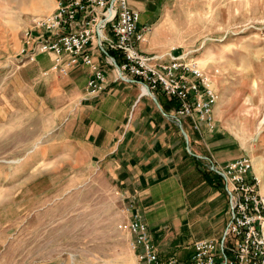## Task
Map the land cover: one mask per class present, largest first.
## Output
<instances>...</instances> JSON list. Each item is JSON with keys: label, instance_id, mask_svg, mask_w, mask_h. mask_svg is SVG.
<instances>
[{"label": "rangeland", "instance_id": "obj_1", "mask_svg": "<svg viewBox=\"0 0 264 264\" xmlns=\"http://www.w3.org/2000/svg\"><path fill=\"white\" fill-rule=\"evenodd\" d=\"M55 6L56 0H0V264H138L122 225L128 196L145 197L147 185L127 183V169L97 167L77 140L71 143L76 133L65 130L62 104L69 88L44 82L20 54L34 20ZM139 22L150 31L164 25L174 51L209 80L214 130L237 140L222 151L225 159L243 153L254 175L256 161L264 175V0H147ZM220 186L212 190L217 199L225 193ZM168 189L155 243L161 258L185 260L184 241L202 236L214 219L186 210V177ZM137 202L144 214L147 201Z\"/></svg>", "mask_w": 264, "mask_h": 264}, {"label": "crops", "instance_id": "obj_2", "mask_svg": "<svg viewBox=\"0 0 264 264\" xmlns=\"http://www.w3.org/2000/svg\"><path fill=\"white\" fill-rule=\"evenodd\" d=\"M128 5L138 11L140 16L147 17V0H128ZM151 24H155L154 21ZM160 25L145 35L144 41L137 46L138 50L145 55L161 56L162 63H169L171 56L186 55L182 51H174L177 44L172 43V37L161 34ZM144 26L149 25L139 22V29ZM107 56L112 57L113 53L102 48L93 50V59L105 77L102 90L93 94L87 90L91 71L81 62L66 76L50 72L53 64L51 54H38L31 63L38 69V77L44 82L53 85L64 81L69 88L62 104L67 117L65 130L70 129L72 133L75 129L76 133V139L72 138L71 143L77 140L74 142L90 154V160L93 158L97 167L127 169L131 172L127 183L147 185L143 194L145 197L141 194L128 197L147 224L158 253L159 246L154 236L163 229L158 217L164 213L158 205L172 198L168 195V187L176 182L177 177L188 179L187 195L191 198L187 201L186 210L194 211L197 215L204 211L205 217L211 215L214 219L210 220L211 229L195 240L214 238L217 233L219 237L215 239L221 242L228 222V201L225 181L211 167L215 163L225 164L247 156L238 153L233 158L225 159V153L221 154L232 141L237 142L236 136L231 132L226 136L219 129L211 131L203 122H197L198 130L195 129L193 123L197 121L196 118L177 116L176 101L168 99L160 91H148L138 79L131 76L127 80H118L117 70L106 63ZM202 144L205 148H202ZM222 182L225 193L222 199H217L220 192L216 190L213 193L212 190ZM137 198L147 201L144 214ZM224 204L225 210L221 209ZM194 241L183 243L184 246H190L184 247L188 249L185 260L192 253Z\"/></svg>", "mask_w": 264, "mask_h": 264}, {"label": "built area", "instance_id": "obj_3", "mask_svg": "<svg viewBox=\"0 0 264 264\" xmlns=\"http://www.w3.org/2000/svg\"><path fill=\"white\" fill-rule=\"evenodd\" d=\"M140 14L128 0H56L48 16L34 20V30L23 37L20 54L34 61L38 54H51L50 72L66 76L80 62L91 71L87 82L90 94L102 90L104 73L93 59V50L113 53L106 63L118 72V80L136 78L150 92H161L176 101L179 117L196 118L214 129L216 96L209 80L186 55L171 56L162 63L159 55L138 50L150 28L139 29ZM247 156L211 170L225 181L228 222L222 241L203 238L192 243L191 255L182 262L176 255L161 258L141 214L130 203L123 231L131 236V248L138 264H264V200L259 182Z\"/></svg>", "mask_w": 264, "mask_h": 264}, {"label": "bare ground", "instance_id": "obj_4", "mask_svg": "<svg viewBox=\"0 0 264 264\" xmlns=\"http://www.w3.org/2000/svg\"><path fill=\"white\" fill-rule=\"evenodd\" d=\"M175 28L176 27H174L172 30H176ZM159 30H160V32H161L162 35H164L167 32L164 25H160L159 26ZM209 55H210V53L203 54L202 57L203 58L206 57V59H209L210 58ZM250 116H251V114H250ZM240 121H241V118H240ZM254 166H255V172L257 174L256 177H257L258 182H259V185H260V193H261V195L263 197V200H264V175L262 174V171L260 169V162L259 161H256V163L254 162Z\"/></svg>", "mask_w": 264, "mask_h": 264}, {"label": "water", "instance_id": "obj_5", "mask_svg": "<svg viewBox=\"0 0 264 264\" xmlns=\"http://www.w3.org/2000/svg\"><path fill=\"white\" fill-rule=\"evenodd\" d=\"M185 138H187V136L184 134Z\"/></svg>", "mask_w": 264, "mask_h": 264}]
</instances>
